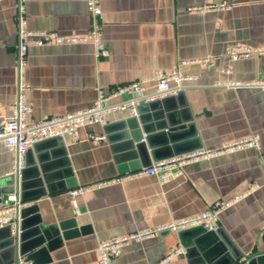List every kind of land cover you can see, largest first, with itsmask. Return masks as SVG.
Instances as JSON below:
<instances>
[{
  "label": "crops",
  "instance_id": "0c3cea01",
  "mask_svg": "<svg viewBox=\"0 0 264 264\" xmlns=\"http://www.w3.org/2000/svg\"><path fill=\"white\" fill-rule=\"evenodd\" d=\"M99 1L105 57H99L91 43L31 45L20 70L19 0H0L3 116L12 114L20 80L31 87L26 96L32 109L29 119L40 121L87 109L99 92L108 94L182 62L210 58L212 65L180 67L181 73L196 79L168 106L179 122L191 118L194 128L176 139L174 146H164L169 141L155 135L151 141L155 153L148 150L142 157L126 140L123 128L130 115L118 111L108 115L106 126L82 127L76 136L63 137L62 146L32 152L30 157L36 162L40 155L49 157L48 174L53 180L47 182L48 194L36 202L39 212L30 221L39 217L44 226L62 223L68 236L60 237L61 245L49 253L50 261L38 264H99L96 248L100 242L191 218L217 201H234L219 215V229L241 255L235 264L258 259L264 254V88L243 84L264 80V55L231 62L225 52L235 44L264 48V0H211L229 2L232 9L203 13L195 9L205 0ZM87 2L23 0L27 29L61 36L86 34L92 26ZM160 100L144 102L141 121L157 123L160 110L156 102ZM139 126L144 127L140 120ZM252 135L260 138L259 149L237 150L189 164L182 175L164 185L155 176L145 175L98 186L146 168L156 158L196 146L216 151ZM90 136L103 139L98 142ZM12 162V154L0 148V179L10 173ZM252 183L259 187L248 193ZM77 188L85 190L71 197L69 192ZM11 226L14 229L16 224ZM181 241L180 232L174 231L132 241L115 264L197 263L199 256L195 252L188 255ZM11 260L9 254L0 256V264H13ZM254 264H264V258Z\"/></svg>",
  "mask_w": 264,
  "mask_h": 264
},
{
  "label": "built area",
  "instance_id": "2783aa9c",
  "mask_svg": "<svg viewBox=\"0 0 264 264\" xmlns=\"http://www.w3.org/2000/svg\"><path fill=\"white\" fill-rule=\"evenodd\" d=\"M206 3L196 8L198 12H222L232 9L229 2L212 3L211 0H205ZM88 11L92 17V26L86 34H72L61 36L52 31L33 32L27 29L25 20V10L23 0H19L17 14L18 38L20 45L19 68L26 65V54L29 46L45 45H63L73 43H91L99 57L107 55L106 45L103 39L101 16L102 10L99 0H88ZM253 54L264 55V48H251L241 44H235L226 48L225 55L231 61L235 62L248 58ZM196 65L202 68H208L212 65L210 58H202L189 62H182L170 71L158 70L151 78L138 80L122 86H118L108 94L99 92L96 101L87 109L79 112L70 113L62 116L48 117L40 121L29 119L32 112L31 107L26 102L27 93L30 90L28 83L20 80L17 88V96L12 105L11 116H3L0 113V148L7 149L13 156L12 168L8 175L21 177V173L26 165V155L33 145L51 138H63L65 136H76L80 128L99 124L107 125L108 115L113 112L126 111L130 117H138V108L144 102L155 101L184 92L187 83L196 78L184 75L180 71L181 66ZM228 70L227 72H229ZM228 86H241L240 83H230ZM246 86H255L264 88V80L255 83L243 84ZM152 88V92L147 90ZM1 107V106H0ZM90 139L101 141L103 138ZM260 138L252 135L247 138L227 143L216 151L195 150L179 156L157 161L152 165L142 168L130 175H123L112 180L100 183L98 186L121 182L130 177L155 176L161 185L183 174L184 167L199 162L213 156H219L225 153L243 150L259 149ZM259 185L252 183L248 193L253 192ZM84 188H77L69 192L71 197L84 192ZM234 201H217L208 206L202 213L191 218L171 222L166 226L155 230H146L135 232L119 238L108 241H102L96 248L99 257V264H115L122 253V249L132 241H141L164 232H182L188 229L202 227L207 231H216L219 229V215L228 209ZM30 205L28 202H22L17 195L6 196L0 202V228L16 225L20 222V210ZM180 250H174L167 257L171 259ZM25 258H20L17 264H26ZM28 264H32L29 262ZM158 264H163L159 262ZM238 264H246L244 261Z\"/></svg>",
  "mask_w": 264,
  "mask_h": 264
},
{
  "label": "water",
  "instance_id": "95a60500",
  "mask_svg": "<svg viewBox=\"0 0 264 264\" xmlns=\"http://www.w3.org/2000/svg\"><path fill=\"white\" fill-rule=\"evenodd\" d=\"M182 95L183 92L156 102L159 106L160 117L154 125H152L151 121H141L144 103L140 104L138 117H130L125 122L127 128L125 127L126 125L123 128L126 130L125 136L130 149L137 150L142 157L148 150H151L152 154H154V150L157 148L151 146V141L155 135H160L169 141V144L164 146H174L176 139L188 133L191 128H194L193 124H190L192 123L191 118L188 117L187 119V117H184V122H179L177 114L172 113L171 109H169L168 104H171L174 98L179 99ZM184 107L182 106L183 109ZM139 120L144 127L141 128L139 126ZM147 126L151 129H148ZM154 128H157V130ZM62 145V138H51L33 145L27 152L26 165L21 177L7 175L0 179V202L3 196L17 195L22 202L30 203V205L20 210V223L14 226V229H12V226L0 228V256L9 254V256L13 257V260H11L13 264L18 263L19 256L24 257L29 262L33 261L35 264L50 261L49 253L61 245L60 237L63 239L68 237L64 233L65 225L62 223L44 226L39 217L34 218L33 222L30 221V217L37 216L39 212L36 202L48 194L47 182L53 180V177L48 174L50 167L48 164L49 157L40 155L37 157V163L30 156L33 151L39 154L47 148ZM199 148L200 146H196L154 160L156 162L161 161L198 150ZM60 153L62 156L65 155L62 147ZM180 236L182 237V247L187 250V254L191 255L195 252L199 256V261L195 264H221L222 261L224 264H235L241 258L233 242L221 229L207 231L202 227H196L180 232ZM263 258L264 254L259 256L258 259L248 262V264L260 262Z\"/></svg>",
  "mask_w": 264,
  "mask_h": 264
}]
</instances>
